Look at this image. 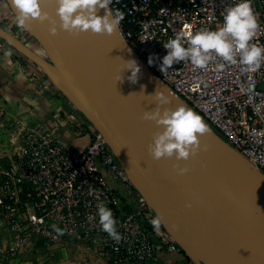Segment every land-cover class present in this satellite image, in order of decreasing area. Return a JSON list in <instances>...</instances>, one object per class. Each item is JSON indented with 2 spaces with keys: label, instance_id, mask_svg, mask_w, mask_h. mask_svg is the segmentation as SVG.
Wrapping results in <instances>:
<instances>
[{
  "label": "built area",
  "instance_id": "2783aa9c",
  "mask_svg": "<svg viewBox=\"0 0 264 264\" xmlns=\"http://www.w3.org/2000/svg\"><path fill=\"white\" fill-rule=\"evenodd\" d=\"M236 2L113 0L110 9L124 13L116 30L140 61L264 174V64L254 73L227 64L217 70V63H224L218 58L204 70L194 68L190 61L174 63L165 72L160 70L168 51L163 44L187 31L216 30L223 23L225 10ZM252 6L260 23L252 42L264 45V0H252ZM9 45L0 36V50ZM88 128V142L81 148L64 145L47 121L23 132L15 166L0 168V222L9 237L0 245V263L27 248L34 235L46 245L65 237L92 241L110 264H144L154 261L160 249L181 250L162 224L160 233L154 231L149 222L155 217L151 204L132 189L131 179L105 136L92 125ZM119 185L126 193L118 189ZM101 204L113 212L122 237L119 243L101 228ZM23 212L26 216L20 218ZM56 227L65 234L57 236Z\"/></svg>",
  "mask_w": 264,
  "mask_h": 264
},
{
  "label": "water",
  "instance_id": "95a60500",
  "mask_svg": "<svg viewBox=\"0 0 264 264\" xmlns=\"http://www.w3.org/2000/svg\"><path fill=\"white\" fill-rule=\"evenodd\" d=\"M7 1L17 16L12 0ZM41 7L49 19H29L23 27L39 50L1 26L0 36L54 75L70 103L105 136L132 183L181 247L203 264H264V246L249 206L227 176L207 169L192 156L156 160L149 152L154 134L163 130L155 121L143 118L145 111L158 106L156 92L169 101L159 105L161 113L179 105L198 112L140 61L117 30L111 35L93 33L107 69L101 74L83 58L79 37L60 28L57 0H41ZM97 14L103 16L105 9ZM53 22L58 29L55 35L49 32ZM130 60L140 66L135 83L128 79L131 70L126 63ZM202 136L241 156L210 127ZM180 167L189 171L179 174ZM254 169L264 183V174ZM187 203L191 207H186Z\"/></svg>",
  "mask_w": 264,
  "mask_h": 264
},
{
  "label": "clouds",
  "instance_id": "9594fccd",
  "mask_svg": "<svg viewBox=\"0 0 264 264\" xmlns=\"http://www.w3.org/2000/svg\"><path fill=\"white\" fill-rule=\"evenodd\" d=\"M56 13L60 18V28L70 33L91 31L96 34L111 35L124 19V13L119 9L112 10L110 5L113 0H57ZM18 15L16 22L23 28L29 19L41 21L49 19V14L43 11L41 0H12ZM99 9H105L103 16L98 15ZM260 29L258 17L253 9L252 0H238L233 6L228 7L223 14V23L216 30H200L193 34L187 31L177 34L163 44L167 54L162 58L160 70L165 72L174 63L190 61L194 68L204 70L209 63L218 58L224 63H217V70H222L227 65H238L241 71L254 73L264 64V45L252 41ZM53 22L49 32L57 33ZM187 44V47L185 46ZM149 64L153 63L151 57ZM126 68L131 70L128 79L135 83L138 79L140 66L135 60L126 63ZM205 86H207L205 84ZM158 106L152 111H145L143 118L153 120L157 125L163 126L153 136V142L148 149L152 157L159 160L162 157H172L177 160H187L194 156L200 147V136L208 131V126L203 118L193 109L179 105L174 109L165 108L160 111V104L168 103V98L163 93L155 94ZM179 174L189 171L187 167L177 169ZM186 207H191L187 203ZM99 223L110 238L119 243L122 239L116 229L117 221L110 208L103 204L98 206ZM89 221L93 219L88 217ZM154 231L160 232L162 220L159 215L150 221ZM57 236L65 234V230L54 228Z\"/></svg>",
  "mask_w": 264,
  "mask_h": 264
},
{
  "label": "crops",
  "instance_id": "0c3cea01",
  "mask_svg": "<svg viewBox=\"0 0 264 264\" xmlns=\"http://www.w3.org/2000/svg\"><path fill=\"white\" fill-rule=\"evenodd\" d=\"M16 18L10 3L7 0H0V26L39 50V45L32 35L26 29L18 27ZM0 104L3 107V115L0 116L2 169L15 166L14 159L23 132L43 121L53 126L58 139L67 147L81 148L88 142L90 135L88 127H91V123L70 103L58 80L51 72L36 65L11 45L0 50ZM28 212L32 213V207L28 206ZM25 216V212L19 215L20 218ZM162 226L164 227L163 224ZM167 232L170 233L169 230ZM8 238V233L0 222V245H4ZM158 239L164 241L162 236H158ZM184 261L203 264L200 259L182 247L181 250L160 249L154 261L144 264H181ZM0 264H110V262L92 241L65 237L53 245H46L41 237L34 235L27 248Z\"/></svg>",
  "mask_w": 264,
  "mask_h": 264
},
{
  "label": "bare ground",
  "instance_id": "6f19581e",
  "mask_svg": "<svg viewBox=\"0 0 264 264\" xmlns=\"http://www.w3.org/2000/svg\"><path fill=\"white\" fill-rule=\"evenodd\" d=\"M74 34L80 39L81 44L79 48L83 58L99 73L106 74L107 69L105 67V63L98 44L95 38H93V32L89 30L85 32H74ZM235 155L236 154L231 149L222 148L220 145H216L201 135L199 150L192 157L200 161L207 169L215 170L220 174H223L221 170L224 168L227 170L226 173H229V177H232L233 174H238L240 177H242L241 179H243L242 183H246L253 193L259 196V204L260 200L264 199V183L261 175L251 172L249 168L244 169L243 166L246 165L242 162H239L240 160H235ZM262 206L264 207V204ZM195 245L196 247H199L197 243Z\"/></svg>",
  "mask_w": 264,
  "mask_h": 264
},
{
  "label": "rangeland",
  "instance_id": "374dc122",
  "mask_svg": "<svg viewBox=\"0 0 264 264\" xmlns=\"http://www.w3.org/2000/svg\"><path fill=\"white\" fill-rule=\"evenodd\" d=\"M88 121V120H87ZM89 122V121H88ZM208 122V121H207ZM209 123V122H208ZM210 124V123H209ZM92 125V124H91ZM217 132H219L221 134V132L214 127L212 124H210ZM93 126V125H92ZM221 136L224 138V136L221 134ZM225 139V138H224ZM235 160H240L239 162H242L243 164H245L246 166H243L244 169H250L251 172L253 173H257L254 169V165H252L248 160H246L244 157L242 156H238L235 155ZM237 158V159H236ZM223 170V171H222ZM221 172H223V175L226 173V168L222 169ZM222 174V173H221ZM229 180L232 183V187L233 190L238 191L244 198L246 203L249 206V210L251 212V216L252 219L255 221V226L256 229L258 231V234L260 236V240L264 246V207L262 206L264 203V199L260 200L259 204H258V200H259V196H257V194H254L253 191L248 187V185L245 183H242L243 179H241L242 177H240L238 174H233L232 177H229V173L225 174ZM239 176V178H238ZM250 190H249V189ZM118 189L123 192L126 193V190L122 187V186H118ZM132 189L133 190H137L136 186L134 185V183H132ZM241 189V190H240ZM257 206V207H256ZM260 206V207H259ZM262 207V208H261ZM258 208V209H257ZM260 210V211H259ZM263 211V212H262ZM156 216V214H154ZM263 220H262V219ZM165 229V228H164ZM166 230V229H165Z\"/></svg>",
  "mask_w": 264,
  "mask_h": 264
},
{
  "label": "trees",
  "instance_id": "16d2710c",
  "mask_svg": "<svg viewBox=\"0 0 264 264\" xmlns=\"http://www.w3.org/2000/svg\"><path fill=\"white\" fill-rule=\"evenodd\" d=\"M198 112V111H197ZM199 113V115L202 117V115H201V113L200 112H198ZM203 118V117H202ZM203 120L205 121V123L207 124V126L208 127H210L211 129H213L220 137H222L221 136V134L219 133V132H217L208 122H207V120L205 119V118H203ZM223 138V137H222ZM224 139V138H223ZM22 198H25V196L24 195H22Z\"/></svg>",
  "mask_w": 264,
  "mask_h": 264
}]
</instances>
